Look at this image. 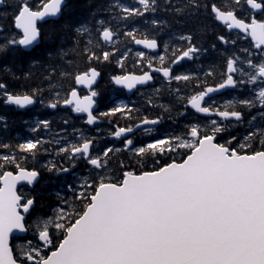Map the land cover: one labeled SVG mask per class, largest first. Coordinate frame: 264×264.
Masks as SVG:
<instances>
[{"label":"snow or ice","instance_id":"6c2138e0","mask_svg":"<svg viewBox=\"0 0 264 264\" xmlns=\"http://www.w3.org/2000/svg\"><path fill=\"white\" fill-rule=\"evenodd\" d=\"M37 104L0 115V264H264V0H0V106Z\"/></svg>","mask_w":264,"mask_h":264},{"label":"trees","instance_id":"16d2710c","mask_svg":"<svg viewBox=\"0 0 264 264\" xmlns=\"http://www.w3.org/2000/svg\"><path fill=\"white\" fill-rule=\"evenodd\" d=\"M80 3L86 4L87 0H80ZM80 63L83 64V61H80ZM94 66H96L97 69H99L102 73L101 82L98 86V89L102 92V96L104 98L103 103H104L106 95L109 94L108 86H110L113 89L112 85L109 83V77L113 74L119 73L121 70L114 63L113 64H106V65H94ZM10 67L12 68L13 74L21 77V79L19 81H11L9 75H3V79L5 81L9 82L10 87L18 89L21 84L25 83V81L23 80L24 73H29V72L34 74L32 76V81H31L32 86H36V84L39 82L41 72H42L41 68L36 67V66H33L30 68L28 63H25L20 67H17L16 65H10ZM125 70L126 71L135 70L132 67L131 60H129L127 62ZM65 83H67V82H65ZM45 95L47 96V93ZM62 95H63V93H62ZM107 101H109V102L106 104H108L109 106L112 103H114V101L111 99H108ZM142 102L143 101H140L139 104H141ZM0 108L2 109V111H4V113L9 112L10 115H12V117L10 118V121H11L10 124L12 125V129L19 130L22 127V124L20 126H18V123H19L18 113L13 111L12 108H8V107L3 108L1 106H0ZM113 123H115V121H113ZM121 123H123V122L121 121ZM42 158H43V156L41 157V160H42ZM44 175H45V180L41 182V185H37V188L40 187V189H38V190L42 194H44L45 196H47L49 193H51L53 198H54L55 192L60 189V187L57 185V180L51 179L47 173H45Z\"/></svg>","mask_w":264,"mask_h":264},{"label":"bare ground","instance_id":"6f19581e","mask_svg":"<svg viewBox=\"0 0 264 264\" xmlns=\"http://www.w3.org/2000/svg\"><path fill=\"white\" fill-rule=\"evenodd\" d=\"M101 76H102V73H101ZM109 87H110V86H108V90H110V88H111V87H110V88H109ZM143 99H144V98L141 97V99L139 100V102H140V101H143ZM139 102H138V104H139ZM1 107H3V106H1ZM7 107H8V106H7ZM3 108H5V107H3ZM8 108H11V107H8ZM38 110H41L42 113L47 112V109L43 108V107L40 106L39 104H37V105L33 106L32 108H30V109H29V112L37 113ZM42 113H41V114H42ZM48 113H49V112H48ZM0 115H4V116L8 119L9 123H11V122H10V118L12 117V115H10L9 112L4 113V111H2V109L0 108ZM18 119H19L20 121H22L23 119H29V118H27L26 116H18ZM21 123H22V122H21ZM107 127H108L107 124H103V125H101V128L105 130V132L102 133V135H104L105 139H107V137H106ZM14 131H17V132H20V133L24 134V133L27 131V129H26L25 125L22 123V127H21L19 130H14V129H12V135H13ZM14 136H15V135H14ZM45 158H46V157H43L42 160H41V162H43V161L45 160ZM57 185H58V184H57ZM38 189H40V187H39Z\"/></svg>","mask_w":264,"mask_h":264},{"label":"flooded vegetation","instance_id":"af4514ba","mask_svg":"<svg viewBox=\"0 0 264 264\" xmlns=\"http://www.w3.org/2000/svg\"><path fill=\"white\" fill-rule=\"evenodd\" d=\"M144 91H150V89H145ZM139 93V92H138ZM138 96V95H137ZM122 97V96H121ZM224 98H230V97H224ZM138 104V103H137ZM8 107H11V108H14L13 106H8ZM17 109H19V110H17V113H18V115L19 116H26L27 118H29V119H33V118H36V117H39V116H41V113H42V111L41 110H38L37 111V113H33V112H29V109H20V108H17ZM53 110L52 109H47V112H49V113H51ZM74 116L75 115H78V114H73ZM9 122V121H8ZM11 122V121H10ZM0 123H2V122H0ZM22 123H21V121L19 120V123H18V126H20ZM103 124H107V122H104ZM26 127V126H25ZM26 129H27V127H26ZM14 130H16V129H14ZM15 135V137H17V139H21V138H23V137H25V136H30L31 135V133H29V131H28V129H27V131L24 133V134H22V133H20V132H17V131H14V133H13V136ZM51 179H53V180H56V178L55 177H50ZM57 184H58V186L60 187V183H59V181L57 180Z\"/></svg>","mask_w":264,"mask_h":264},{"label":"water","instance_id":"95a60500","mask_svg":"<svg viewBox=\"0 0 264 264\" xmlns=\"http://www.w3.org/2000/svg\"><path fill=\"white\" fill-rule=\"evenodd\" d=\"M138 48H143V46L141 45V46H137ZM150 51H156V50H150ZM99 80H100V77H98V82H99ZM97 85V84H96ZM76 87H78V88H80L81 86H76ZM117 88H121L120 86H116ZM137 87H140V85H138ZM126 91H127V93L128 94H131L132 92H133V90H135V89H133V90H131V91H129V90H127V89H125ZM21 235H23V234H21Z\"/></svg>","mask_w":264,"mask_h":264},{"label":"rangeland","instance_id":"374dc122","mask_svg":"<svg viewBox=\"0 0 264 264\" xmlns=\"http://www.w3.org/2000/svg\"><path fill=\"white\" fill-rule=\"evenodd\" d=\"M131 64H132V63H131ZM46 158H47V157H46ZM46 158H45V159H46Z\"/></svg>","mask_w":264,"mask_h":264}]
</instances>
